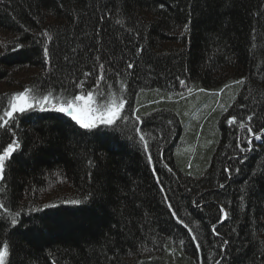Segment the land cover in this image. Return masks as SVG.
<instances>
[{"label":"trees","instance_id":"obj_1","mask_svg":"<svg viewBox=\"0 0 264 264\" xmlns=\"http://www.w3.org/2000/svg\"><path fill=\"white\" fill-rule=\"evenodd\" d=\"M73 80L129 118L89 131L37 108L0 129L21 143L0 182L21 213L0 220L6 264H264V139L240 153L226 122L264 126V0H0V114L25 87L71 98Z\"/></svg>","mask_w":264,"mask_h":264},{"label":"snow or ice","instance_id":"obj_2","mask_svg":"<svg viewBox=\"0 0 264 264\" xmlns=\"http://www.w3.org/2000/svg\"><path fill=\"white\" fill-rule=\"evenodd\" d=\"M161 7H163V5H161ZM184 31H188L187 25H185ZM41 35L47 37L49 41L53 39L52 36H50L47 32H43ZM19 47H21V45L17 44L12 50H16V48ZM43 55L46 62L50 63V54L47 45L43 47ZM127 67L131 69L134 67V65L129 63ZM83 75L85 78H88L91 77L93 73L88 71L84 72ZM105 78L106 73L104 71V64L100 63L96 70V77L93 81V85L91 86L97 91V93H99L101 84L105 82ZM177 79L181 87L186 85L184 80L179 78ZM71 83L76 89H78V93L73 92L68 94L71 96V98H67V96L63 98L54 96L51 91H49L46 95H35L33 94L34 89L28 87H25L21 92L12 94L11 98L8 99L7 106L2 110V114H0V129L10 131L11 127L16 122V114H24L29 110L37 108L40 110L51 108L68 117L70 123H74L80 129L89 131L97 130L101 127H113V129H115V127H118V121L127 120L129 118L126 115H122V112L126 107V98L121 99L119 103H116V101L113 100L111 104H104L97 107L95 106V97L93 95V91H85L86 80H73ZM235 83L242 85L245 83V81L239 80ZM108 87H112V85H108ZM120 87L121 90L124 89L125 86L123 82H121ZM223 111L227 112L228 108H224ZM254 118V113L247 115L246 118H240L239 121L235 115L226 117V122L229 126L239 123V129L246 132L245 137H237L236 140V148L240 153L251 151L254 140L264 139V126L256 131H254L253 127L251 126ZM135 121L136 125H142V120L139 115L135 117ZM134 127L135 131L139 134V142L143 145V151L147 157L148 163L153 165L152 170L155 172L153 156L150 151L148 140L145 138V134L142 132L141 127H137L135 125ZM20 148L21 143L16 137L15 131H11V138L9 142L6 145H0V182H2L5 178L8 162L12 159L13 154ZM89 164H91V161H89ZM165 167H167V165ZM169 171H171V169H169ZM224 171L230 172L231 169L226 168ZM220 187H224V185L221 184ZM0 191H3V189H0ZM161 191H163V189H161ZM72 203L78 204L80 202L72 201ZM45 207H47V205ZM168 207L171 208L172 205L169 204ZM219 212L221 213L223 219H227L228 213L225 211L224 207H220ZM20 215L21 213L19 211L13 212L7 204L0 200V220L10 221L11 226L14 227L18 224V218ZM172 215L176 216V213L173 212ZM181 223H183V221H181ZM185 227H187V225H185ZM212 231L219 235V233L216 232L215 226H213ZM192 240L196 241L197 238L193 236ZM180 244L183 245L184 241L181 240ZM195 247L199 249L200 244L197 242ZM8 255L9 242L8 240H4L3 243L0 244V264H6ZM53 264H55V262H53ZM217 264H220V262L217 261Z\"/></svg>","mask_w":264,"mask_h":264},{"label":"rangeland","instance_id":"obj_3","mask_svg":"<svg viewBox=\"0 0 264 264\" xmlns=\"http://www.w3.org/2000/svg\"><path fill=\"white\" fill-rule=\"evenodd\" d=\"M222 91H220V92H217V101H219L220 100V98L222 97ZM183 96V98H190L191 97V95H189V94H184V95H182ZM194 99V98H193ZM192 98H191V100H193ZM190 100V99H189ZM220 102V101H219ZM206 103H208L207 101L205 102V104L204 105H206ZM218 103V102H217Z\"/></svg>","mask_w":264,"mask_h":264}]
</instances>
